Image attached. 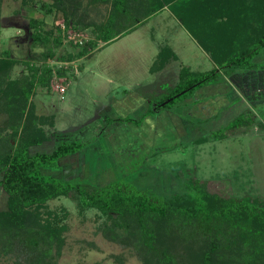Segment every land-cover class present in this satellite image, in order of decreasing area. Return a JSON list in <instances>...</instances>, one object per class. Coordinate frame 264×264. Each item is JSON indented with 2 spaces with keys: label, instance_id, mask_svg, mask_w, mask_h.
Instances as JSON below:
<instances>
[{
  "label": "rangeland",
  "instance_id": "1",
  "mask_svg": "<svg viewBox=\"0 0 264 264\" xmlns=\"http://www.w3.org/2000/svg\"><path fill=\"white\" fill-rule=\"evenodd\" d=\"M35 1L1 0L0 4V56L7 50L19 60L10 69L9 79L30 74L22 59L38 66L40 73L45 67L52 74L47 85L34 87L29 100L14 94L21 111L17 102L11 101L7 108L1 84V156L26 135L32 136L35 125H40L48 140L30 147V153L50 152L61 140L86 142L77 153L58 159V165L43 169L64 181L91 188L123 179L169 197L187 191L192 180L201 179L207 181L210 192L264 200V103L253 104L243 96L241 87L225 85V78L230 81L225 75L170 103V98L165 99L179 81L181 68L204 72L217 66L215 58L223 57L224 50L217 43L200 47L188 27L209 42L211 34L202 31L207 25L201 23L202 17L223 13L227 0H177L178 5L193 10L186 24L165 4L150 17L133 22V31L122 36L113 33L118 39L107 43L85 23L104 20L110 1L79 0L82 21L77 25H67L61 10L46 13L41 3L51 0ZM238 2L239 7H248L246 0H228L232 7ZM130 18L136 15L132 13ZM32 19L43 20L44 30L52 29L46 42H34L29 26ZM214 27L209 26L211 32L216 31ZM58 36L59 43L55 41ZM164 46L175 58L151 72ZM230 52L228 49L226 54ZM251 62L264 63V47ZM58 69L65 72L59 74ZM243 70L247 69L234 73ZM161 100L160 107H154ZM32 114L41 119L33 120ZM238 115L245 125L226 129ZM117 117L121 118L115 121ZM27 120L34 123L23 127ZM8 203V194L0 186V264H181L192 257L213 264L221 250L211 251L200 243L184 247L180 239L166 243L158 237L157 245L167 247L170 258L148 255L143 246L132 242L133 227L128 233L125 226L118 225L116 214L83 206L75 190L49 200L40 209ZM129 222L135 224L133 218ZM158 222L152 220L160 235L164 231ZM110 228L121 233L117 239L106 231ZM27 230L39 240L35 251L25 252L20 246V237Z\"/></svg>",
  "mask_w": 264,
  "mask_h": 264
},
{
  "label": "trees",
  "instance_id": "2",
  "mask_svg": "<svg viewBox=\"0 0 264 264\" xmlns=\"http://www.w3.org/2000/svg\"><path fill=\"white\" fill-rule=\"evenodd\" d=\"M88 1L95 3L98 0ZM100 1H110L111 7L104 15L105 19L92 24L85 23V26L92 25L97 31L98 39L106 43L111 41L114 37L111 35L115 32L122 36L133 31V22H139L141 17H150L156 9H160L165 4L169 5V8L173 7L175 16L181 18L185 24L188 23L191 13L193 14L190 6L178 5L177 0ZM245 3L248 7H239V2L232 7L227 0L223 4V13L202 17L201 23L207 24L203 32H210L209 26L211 29L215 26L216 29L211 32L209 42L208 38H201L202 34L197 36L193 33L191 25L187 26L202 47L208 48L217 43L219 47L226 45L231 52L223 53V57L215 58L217 66L204 72L181 68L179 81L171 86V92L165 97V99L170 98L169 103L186 92H192L209 85L210 82L217 81L222 75L230 76L237 69L264 70V63L257 66L251 62L253 55L264 47V0H246ZM226 5L231 6L230 9L228 8L229 12H226ZM145 6L150 10L145 9ZM41 7L46 13L54 9L61 10L67 25H77L82 21L79 14V0H51L50 3H41ZM132 13L136 15L135 19L130 18ZM222 14L223 16H219ZM43 24V20L29 21L34 42H46L47 36L52 33V29L44 30ZM57 40L59 43V36L56 37L55 41ZM67 58H71V55L68 54ZM171 58H175L173 51L166 46L162 47L150 71L160 70ZM18 61L17 58L11 57L7 50L0 56V86L1 84L5 86L3 92L7 100V108L12 102H17L13 99L14 94L29 100L34 87L47 85L52 76L50 69L43 67L40 73L38 66L30 64L28 59H22L21 62L30 69V74L20 79L10 80V69ZM220 69L224 70L217 75ZM58 72L63 74L65 70L58 69ZM11 88L14 89L13 93L9 92ZM163 101L156 102L154 107H160ZM19 109L22 110L20 106ZM149 111L148 108L147 112ZM32 115L29 116L33 120L41 119L35 114ZM241 117V115L235 117L225 128L245 125ZM118 118L121 117L114 120L117 121ZM33 120L31 122L27 120L23 127L33 124ZM111 121L110 118L109 122ZM46 140H48L46 132L40 128V125H35L32 136L26 135L23 142L11 148L5 155H0V186L8 194V204L11 207L17 205L40 209L49 200L75 190L83 206L100 209L108 215L116 214L118 225L125 226L127 232L129 227H133L132 242L136 243V246H143L148 255L155 253L161 258H170L168 248L158 246L156 238L159 237L158 240H165L166 243H171L177 238L184 247L199 243L211 251L218 250L220 247L217 258L212 260L213 264H264V200L250 195L238 196L228 192L222 195L210 192L207 181H201V179L192 180L187 191L173 193L169 197L156 194L149 189L138 188L123 179H115L104 185L91 186V188L83 187L64 181L51 173H45L43 169L58 165V159L77 153L86 142L75 139L61 140L54 144L50 152H29L30 147L38 146ZM132 218L135 224L129 222ZM152 220H160L159 228L164 231L163 234L159 235L155 232ZM115 221L114 223H117ZM106 231L113 239H117L121 234L111 228ZM20 242L25 252L35 251L39 245L36 235L28 230L22 234ZM200 262L192 257L191 261H182L181 264L210 263L209 261Z\"/></svg>",
  "mask_w": 264,
  "mask_h": 264
},
{
  "label": "crops",
  "instance_id": "3",
  "mask_svg": "<svg viewBox=\"0 0 264 264\" xmlns=\"http://www.w3.org/2000/svg\"><path fill=\"white\" fill-rule=\"evenodd\" d=\"M210 34H211V31L209 32V35ZM209 38L211 39L210 36H209ZM112 39L115 40L118 38H117V36H114ZM196 42H197V40H196ZM197 44L200 46V44L198 42H197ZM225 46L221 47V51L224 50L222 52L224 54L229 49L227 46L225 48ZM223 48H225V49H223ZM221 51H219V52H221ZM258 70L255 69V70H245V71L243 70V71L236 72V73L233 72L228 77V80H230V81H226L227 78H225V80H223L222 82L227 86L230 85V87H232L233 84L238 85L243 90V92H242L243 96H245L250 101L252 100L251 103L263 104L264 103V70L263 71H258ZM233 77H235V78H233Z\"/></svg>",
  "mask_w": 264,
  "mask_h": 264
},
{
  "label": "built area",
  "instance_id": "4",
  "mask_svg": "<svg viewBox=\"0 0 264 264\" xmlns=\"http://www.w3.org/2000/svg\"><path fill=\"white\" fill-rule=\"evenodd\" d=\"M62 92H64V90L62 89Z\"/></svg>",
  "mask_w": 264,
  "mask_h": 264
}]
</instances>
